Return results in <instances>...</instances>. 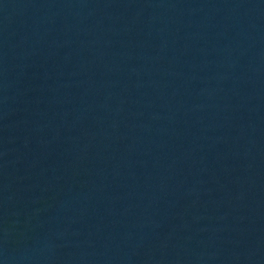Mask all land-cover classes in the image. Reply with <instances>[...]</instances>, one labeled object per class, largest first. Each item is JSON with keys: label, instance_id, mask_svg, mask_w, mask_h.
<instances>
[{"label": "water", "instance_id": "1", "mask_svg": "<svg viewBox=\"0 0 264 264\" xmlns=\"http://www.w3.org/2000/svg\"><path fill=\"white\" fill-rule=\"evenodd\" d=\"M0 264H264V0H0Z\"/></svg>", "mask_w": 264, "mask_h": 264}]
</instances>
